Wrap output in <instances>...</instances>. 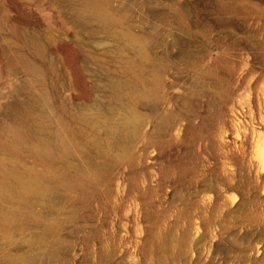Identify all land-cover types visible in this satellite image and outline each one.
Wrapping results in <instances>:
<instances>
[{
	"label": "rangeland",
	"instance_id": "obj_1",
	"mask_svg": "<svg viewBox=\"0 0 264 264\" xmlns=\"http://www.w3.org/2000/svg\"><path fill=\"white\" fill-rule=\"evenodd\" d=\"M137 75L159 86L130 111ZM45 114L67 152L0 134L31 181L0 198L18 264H264V0H0V130Z\"/></svg>",
	"mask_w": 264,
	"mask_h": 264
},
{
	"label": "bare ground",
	"instance_id": "obj_2",
	"mask_svg": "<svg viewBox=\"0 0 264 264\" xmlns=\"http://www.w3.org/2000/svg\"><path fill=\"white\" fill-rule=\"evenodd\" d=\"M79 13L87 14L91 17H94L99 21L103 27L108 28L114 24H117V21L113 19L108 13L100 10L96 5L87 3L80 8ZM122 33H120L121 35ZM131 49H135L140 53H144L143 47L138 39L132 38L129 40ZM130 69L139 68L134 61H130ZM141 70V69H140ZM159 86V80L157 78L152 79L151 84L147 85L140 75H137L136 81H132L128 84H125L119 80H116L113 84V93L118 100L122 99V105H125L123 99L124 96L130 98L131 108L130 111L135 110V107L132 105L133 101L138 96L145 97H154L157 92V87ZM135 105V103H134ZM126 106V105H125ZM123 106V107H125ZM122 108V107H121ZM128 109V108H126ZM73 119H76L72 116ZM26 117L23 121H28ZM46 119L51 123L52 116L51 114H45L41 116H36L29 123V126L25 129L21 128L18 130H9V127L1 128L0 134L3 136L2 141L5 142V145L8 150L18 152L22 149L25 143H30V146L36 150V152L41 153L44 156L52 158L55 155V146L63 152H67L69 148V142L66 138L65 132H70L74 128L68 124L60 125L54 130L51 126L45 125ZM0 172H5L7 176L0 175V198H5L10 200L13 195H26L21 191H17V187L22 185V190L29 188L31 185H28V182L23 181L24 179L19 178L13 172L7 173L5 171V166L0 163ZM29 193V192H28ZM5 220H8V217H4ZM29 262L27 258L23 256H13L8 254L3 248H0V263L1 264H18L19 262Z\"/></svg>",
	"mask_w": 264,
	"mask_h": 264
}]
</instances>
